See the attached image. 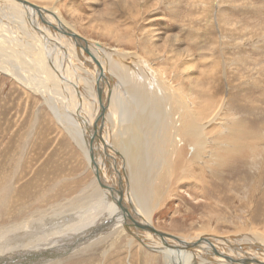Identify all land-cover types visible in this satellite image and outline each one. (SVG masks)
I'll list each match as a JSON object with an SVG mask.
<instances>
[{
    "label": "bare ground",
    "instance_id": "bare-ground-1",
    "mask_svg": "<svg viewBox=\"0 0 264 264\" xmlns=\"http://www.w3.org/2000/svg\"><path fill=\"white\" fill-rule=\"evenodd\" d=\"M24 1L37 7V5L27 0ZM7 2H9L10 4H8ZM43 2L45 3V5L51 3L52 7L49 9L40 6L38 7L49 11L51 14H42L39 18V15L35 10L22 6L15 0H0V5H2L1 7L9 8L10 11H12L14 18L19 20V24H21L20 26L23 29L25 28L28 31L29 35V37L24 41V31L22 38L23 40L21 39V41L23 42H18L16 41L17 38L15 37V35H13L12 37L8 36L9 38L3 37H6L5 33L7 32L8 35L9 33L12 35V29L10 26L9 27L11 30H8L6 28L7 32L6 30H3L5 28L1 29L2 26L0 27V48L2 47V45L8 48L7 46L12 44L15 52L19 53V55L16 57L12 55V57L16 59L15 61L18 62L16 64L9 62L10 60L3 61L2 59H0L3 61L2 63L0 62V75L12 79L18 85L23 86L26 91H29L27 89L30 88L34 92L41 93V95L46 98L45 100L47 103L52 102V109L49 108L52 116L60 124H63L66 133L74 141L76 147L78 148V151H80V153H82L86 157V164H88L86 166H88L89 169L92 170L95 176L92 183H90L88 186L85 185L87 187L81 192V194L79 193V195H77L71 201H65L67 202L66 204L56 208V211L59 212L64 208L70 209L73 207L76 209V211L82 210V213L76 214L77 219L83 217L82 223H85L86 219L88 221H95L97 223L96 218L99 215H103L106 220L105 215L106 213H108L107 221L112 223L106 225L105 227L97 225L96 230L92 232V236L97 237L99 233H102V230H105V235L108 233L106 237L96 243L90 244L93 241V237L90 236L91 232H89V234L87 235H83L87 237H85L84 244L90 245L83 249L81 253L105 243V248L107 251L102 253V258H104L108 256L109 252L111 251L113 252L116 250L117 253L118 251H120L119 246L125 244V255L130 258L132 255V250L134 248L133 246L135 245V242H137L136 240H138L137 244H139V254L142 253L141 251H146L145 254L142 253L141 256L138 257V261L140 262V264H156V260H158V258L160 259V253H163V257L160 259L161 263L163 264H264V239L260 237H249L247 235V237L236 235L227 236L228 234H231V232H224L225 234L221 232L222 235H220V237L210 235L204 236L205 234L202 232L197 233V235L192 237H185L183 235L179 236L169 234L164 231H159L156 229L154 222V213H156L157 210L161 207L163 198H166L170 195L169 186L171 184H184L188 180L191 181L192 184H198V181L200 182L202 180L200 178V175H198L196 171L200 168H209L210 160L211 165L215 168L213 169L212 175L214 178V184H223L225 190L227 189V187H229L230 191L233 192L232 187H235L234 175L237 174L238 169H240L241 167H238L236 171H234V169L237 167L236 163H238V160L240 163H242V160L246 158V153L250 147L249 142L253 143L254 140H256V143L258 142L255 147L253 146V152L259 151L264 148L260 144L261 138H259L260 136H258L259 132L256 130L258 132L257 134V132L252 133V131H248L246 124L247 122L236 123V125L233 124L235 127L229 128V124H227L226 122L228 120L224 118V103H222V101L219 102L221 88L214 85V83L210 87L204 88L205 85L203 83L200 82L199 86L197 81L193 79L195 82L189 80L190 83L186 87H184V85H181L177 89V87L175 86V88L177 90H180V93H182L185 97H188V95H186L182 91L186 88H189L192 93L195 92L196 97H199V99L194 98L196 103L190 99L184 98V101L187 103V107L185 106L187 110L193 111L188 116V114L183 111V107L178 105V94L175 92L176 89H172L173 84L170 82L172 80H167L164 74L161 73V70L155 69L151 62H147L139 55L141 53L137 54V52H134V50V53H120L116 51L113 52H115L117 59H121L122 54L123 56L128 58L127 60L130 59L131 61H134V64L138 67L139 71L135 72L134 66L129 67V65H127V67L125 68L124 66H122V62V64H120V62L118 63V61L114 58V62H108L109 66H111L112 68L111 72H108L107 68H102L103 66H101V61L103 60V58H111L112 54L110 50H106L101 46H93V44H97L87 41L82 37V35H80L78 31H76L69 25V22H66V19H63V14L59 12V9H61V5L58 6L61 0H44L40 3V5H43ZM73 15L74 14H71V16ZM40 23L44 24V28ZM69 31L77 33L83 40L87 42V44L84 45L82 42L79 43L78 41H75V39H73L69 35ZM166 39L167 40H164V43L169 44L170 41H173L175 43V46L181 43L178 41L177 37H168ZM30 41L37 42L36 46L38 48V52L43 53L38 54L35 47L30 43ZM139 42L137 45L141 51L142 48ZM3 48L5 51L4 53H6V50L9 51V48L6 50L5 47ZM86 48H89L91 56L86 53ZM56 51H65V55L67 56L66 60H61L62 63H60L57 57L60 55V53L58 54L56 53ZM186 51H188V49ZM12 52L13 51H11V53ZM24 52L29 53L28 55H30V57L28 58L27 55L24 54ZM182 55L183 54H181V56ZM183 56H185V53ZM12 57L10 59H12ZM20 57L24 60H21ZM182 58L183 57H181V59ZM15 61L13 60V62ZM72 61H74V66L72 65ZM70 62L72 71H69V74H67L66 69L67 67L69 68L68 65L70 64ZM20 63L23 65H21ZM237 63H239V61ZM104 65H106V63ZM89 67L93 68L94 73L90 71L91 69H89ZM120 68H123V71L130 70L132 76H126L122 73H119L118 69ZM43 69L47 73L49 80L45 76L46 73L44 74L43 72L41 73V75H43L45 79L42 82L33 79V81H37L38 84L42 85L41 89L35 87L32 80L29 79V74H32L34 72L35 75H39ZM99 71L103 73V78H99ZM112 71H118V73H112ZM147 72H150L151 75L155 77V79L157 80V86H160V88L162 89V91L160 89L158 90L157 99L154 98V92H150V89L154 90L153 86L151 85L152 83L150 84L149 81L145 83L140 79V77ZM137 74L142 75L137 76ZM53 81L56 83L58 82V88L61 82V90H59L60 96L57 97V99L59 98V101H61L62 99L65 110L61 109L58 106L60 103H55L56 100L54 99L56 98H54L52 94L53 92L51 93L47 90L51 89L52 91H54ZM252 85L254 86V84ZM257 85L259 84L257 83ZM112 87H114L115 91L111 89ZM245 88L246 87H244V89ZM62 91L65 94L62 93ZM246 91H248V89ZM239 95L237 97H239ZM204 99L206 100V102H204ZM245 101L246 100H244V102ZM260 101L263 100L260 99ZM262 104H264V102H261V105ZM246 105L247 104L245 103V106ZM242 107L244 108V105ZM67 108L76 115V118L79 119H77L80 122L79 125L78 123L74 124L73 120L67 116ZM210 109L213 111L210 112ZM244 109L248 108L245 107ZM249 110L252 111L251 113H254V109L249 108ZM245 111L247 112V110ZM101 112H103V115H101ZM187 117H192V119H189ZM232 119H234V117ZM254 120L252 121L253 123L257 122H254ZM233 123L235 122L233 121ZM214 124L217 126V128H213L214 130L212 131L208 130V128H211V126ZM120 125H122V129L120 128ZM152 125L154 126V128ZM243 127H245V130L243 129ZM243 135L245 136L243 137ZM220 140H222V143H220ZM261 141H263V139H261ZM186 144L188 145L187 147L189 148L190 152L189 150H186L184 148ZM212 147L214 150V154L210 152V149ZM64 148L67 149L66 146H64ZM57 150H61L59 148V144H57ZM18 151L19 150L17 149V153ZM22 151L23 149L20 150V152ZM7 159L6 162H8ZM9 159L11 160L12 164L14 162H17V165H15L18 166L22 164V161H24L25 158L23 155H19L16 160L13 158ZM61 160L59 158V154L57 156V154L55 153L46 162L43 161L40 166L36 167L37 162L36 164L34 163L33 167H36V169L34 170L35 173L33 179L29 183L25 184L23 188H18L12 197L8 198L6 196L0 195V207H3V211H6V215H8L7 217H9V219L17 215L20 218L22 215V213H20L21 208L16 209V207L14 206L16 202L22 204L21 207H25L24 205H28L30 202H38L37 199L31 197L29 194V191L32 189V184H38L39 179L49 178V176H51L52 183L53 181L55 182L54 179H58L56 173L58 172L59 174H61L62 172L59 169L62 162ZM27 163L29 162H26L25 164ZM53 166H55L54 169ZM10 168H12V166H10ZM3 172L4 170H2L1 173ZM240 172H242V170ZM16 175L17 174L15 172V177ZM6 178L7 177H5L4 179ZM176 178L180 180L177 183L175 182L177 181ZM2 184H5V182L3 183L2 181ZM204 184H212V182L207 183V181H205ZM256 185L257 184H255V187ZM67 186L70 187V185ZM259 187L260 189H262V186L259 185ZM35 189H39V187H35ZM215 190L216 189H214V191ZM237 190L239 189L237 188ZM212 193H214L213 190ZM222 193L225 194V192ZM254 194L255 193H253V195ZM255 201L258 202L257 200ZM230 202L232 201H229V203ZM246 202L247 203H245V207L247 204L249 205L248 201ZM41 203L42 202H40V205ZM45 203L46 202L44 201L43 204L45 205ZM259 203L264 204V197L259 200ZM259 203H257L258 206L256 210L260 212L264 210V205L261 206L259 205ZM253 205L254 202L251 200V207H253ZM87 207L89 210L88 212H85L84 208ZM118 209L122 212L121 214L123 216L120 222L117 221V219L119 218ZM240 209L243 208H241L240 206ZM210 211L212 212L210 216L211 220L216 218H219L218 220H220V218L225 220V218L220 217V212L215 211L214 208H211ZM245 211L247 210L245 209ZM258 211H256V214L252 211L251 212L258 216ZM59 212H57L56 216L52 218L59 217ZM225 212L227 213V211ZM41 213L42 212L40 210H37L35 213V217L33 215L30 217L27 216L28 219L23 218L20 221L21 223L19 222L20 224L17 223L13 226L9 225L10 227L3 228L0 231V264H36L31 260V258L37 256H40L42 259L41 261L40 259H37L39 261V264H48V262H54L55 259L47 256V253H44L45 251L42 253V250L45 246L54 244L52 246V250H55L57 247V245L55 244L58 243V246L62 250H65L66 247L63 246V237L65 238L66 236L74 232L67 234L50 232L49 234H44L40 231L38 233H35L36 231L40 230L44 224L47 223L46 221H44V219H42V217L36 219V216H39ZM255 215L252 216L255 218ZM261 216L264 217V215ZM33 218H35V220ZM44 218L45 220H47L46 217ZM210 219H208V224L211 222ZM256 219H258L259 221V218L256 217ZM211 223L214 222L212 221ZM38 225L40 226V228L38 227ZM256 227V230L258 231L257 233H259L261 222L259 223V226ZM70 228L71 226H68L66 230ZM214 228H216V226ZM247 228L249 227L247 226ZM247 228L243 229L239 227L237 231L238 233H241L243 231L246 232L248 230ZM83 230L84 228L82 229V231ZM210 230L212 231V228H210ZM213 233L218 234L216 229L213 230ZM233 233H236V231ZM79 236L82 235L79 234ZM125 236L127 239L129 236L130 239L125 240L123 238ZM108 241H110V243H108L107 245ZM71 246L72 245H70L69 248ZM26 248L36 251L34 253H29ZM52 250L48 253L52 256H55L56 253H52L54 252ZM77 255H79V253L74 256ZM26 257H28L29 260H26ZM133 258L134 257L132 256V259ZM133 263L136 264L137 262ZM49 264L58 263L56 262Z\"/></svg>",
    "mask_w": 264,
    "mask_h": 264
},
{
    "label": "rangeland",
    "instance_id": "rangeland-1",
    "mask_svg": "<svg viewBox=\"0 0 264 264\" xmlns=\"http://www.w3.org/2000/svg\"><path fill=\"white\" fill-rule=\"evenodd\" d=\"M27 1L43 8L49 9L52 7L51 3L45 5V3L43 2V5H40V3L44 0ZM7 3L10 4L9 2ZM60 5L61 9H59V12L63 14V19H66V22H69V25L76 31H78L83 38H85L89 42L96 43L97 45L93 44V46L95 47L101 46L106 50H110L112 54L111 58H103L104 61L101 59V66H103L102 68H107V71L111 72L112 68L111 66H109L108 62H114L116 59L118 63H123L122 66H124L125 68L127 67V65H129V67L134 66L135 72H137L139 71V69L134 64V61H131L130 59L127 60L128 58H126L122 54V60L119 58L117 59L115 52L113 51L120 53L137 52V54L141 53L139 55L147 62H151L155 69L161 70V73L164 74L167 80H172L170 81L173 84L172 89H176L175 86L178 89V87H180L181 85H184V87H186L190 83L189 80L197 81L199 86L200 82L203 83L205 86H207H204V88H208L214 83V85L221 88L219 102L222 101V103H224V118L229 121H226L227 124H229V128L235 127L234 125H236V123L247 122L246 124L248 131H252V133H255L257 131L259 132V134L257 132L258 136H260L259 138L263 139V141H261L260 139V144L264 147V112H262L264 111V104H262L263 106L261 105V102H264V0H61L58 6ZM1 6L2 5H0V27L2 26L1 29L5 28L3 30H6V32L7 29H10V27L12 29V35L10 33L8 35L7 32L5 33L6 37H3L9 38L8 36L12 37L13 35H15V37L17 38L16 41L23 42L21 41V39L23 38V33L25 31V41L29 37L28 31L20 26L21 24H19V20L14 18V15L9 8H4ZM71 14H74L75 16H71ZM10 16L12 17V19ZM143 18L145 21L143 20ZM76 20L78 21V23ZM40 24L44 28V24ZM82 29H84L85 32ZM168 37H177L178 41L181 43L176 46L173 41H170L169 44L164 43V40L166 41V38ZM138 42L141 45V51L137 45ZM30 43L35 47L38 54L43 53L38 52V48L36 46L37 42L30 41ZM3 47H5V50L9 48L10 52L6 50V53H4L5 51ZM7 47L8 48L2 45V47L0 48L2 51H0L2 55H0V59H2L3 61L10 60L9 62L15 64L18 63L17 61H15L16 59H14L12 55L16 57L19 55V53L15 52L12 44ZM187 49L188 51H186ZM11 51L13 52L11 53ZM56 53H60V55L57 56L60 63H62L61 60H66L67 56L65 55V51H56ZM184 53L185 56H183ZM24 54L27 55L28 58L30 57V55H28L29 53L24 52ZM181 54L183 55L181 56ZM11 57L12 59H10ZM181 57H183V60L181 59ZM20 59L22 60L23 58L20 57ZM2 60H0L1 63L3 62ZM13 60L15 62H13ZM238 61L239 63H237ZM104 62L106 63V65H104ZM72 65H75L74 61H72ZM68 66L70 69L67 67V74H69V71H72L71 62ZM89 69H91L90 71L94 73L93 68L89 67ZM123 70V68L118 69L119 73H122L126 76H132L130 70ZM118 71H112V73H118ZM42 72L44 74L46 73L43 69L39 75H35L34 72L32 74H29V79L32 80L35 87L41 89L42 85L38 84L37 81H33V79L42 82L45 79L44 76L41 75ZM138 75L142 74H137V76ZM45 76L49 80L47 73L45 74ZM153 78L155 79V77L151 75L150 72H147L140 77L143 82L146 83L147 81H149L150 84L152 83L151 85L153 86L154 90L150 89V92H154V98L157 99L158 90L160 89L162 91V89L160 88V86H157V80H154ZM186 79L188 80V82ZM257 83L259 85H257ZM248 84H254V86L256 84L257 87ZM53 86L54 91H52L51 89L47 90L51 93L53 92L52 94L54 98H56L54 99L56 100L55 103H60L58 106L61 109H64L65 107L62 103V99L61 101H59V98L57 99V97L60 96L59 90H61V82L59 85L60 89L58 88V82H54ZM244 87L246 88L244 89ZM111 89L115 91L114 87H112ZM177 89L176 91H174L178 94H176L178 105L182 106L183 111L186 112L189 116L193 111L187 110V103L184 101V98L190 99L196 103L194 98L199 99V97H196L195 92L192 93L189 88H186L182 91L186 95H188V97H185L182 93H180V90ZM247 89L248 91H246ZM27 90L29 91H26L23 86L18 85L12 79L0 75V167L2 166L0 168V195L6 196L8 198L12 197L18 188H23L25 184L29 183L33 179L35 173L34 170L36 169V167L40 166L43 161L46 162L55 153L57 154V156L59 154L60 160L62 159L61 166L59 167L62 172L61 174H59L58 172L56 173L58 179H54L55 182L53 181V183L51 176H49V178L39 179L38 184H32V189L29 191V194L31 197L37 199L38 202L34 201L35 204L33 202H30L28 205H24L25 207H21L22 204L16 202L14 204L16 209L21 208L20 213H22V215L20 218L17 215L9 219V217H7L8 215H6V211H3V207H0V231L3 228L13 226L14 224H20V221L23 218L28 219V217L32 215L35 217L36 211L40 210L42 213L39 216H36V219L42 217V219H44V221H46L47 223L44 224L40 230L36 229L38 231H36L35 233H38L40 231L44 234H49L50 232H59L61 234L74 232L66 236L65 238L63 237V246L66 247L65 250H62L58 246V243L55 244L57 245L55 250H52V246L54 244L44 247L42 253L45 251L44 253H47V256L55 259L54 262H48V264L56 262L58 264H135L133 262H137L138 264H140V262L138 261V257H140L142 253L145 254L146 251L144 252L140 250L142 253L139 254V244H137L138 240H136L137 242H135V245L133 246L134 248H136H133L130 258L125 255V244L119 246L120 251H118L117 253L116 250L113 252L111 251L109 252V254H111H108V256L104 258H102V253L107 251L105 248V243L81 253L82 250L85 249L88 245L102 240L108 234L107 233L105 235V230H102V233L104 232L103 235L102 233H97L98 236L93 237L92 232L96 230V226L99 225L101 227H105L112 222L107 221L108 213H106L105 215L106 220L103 215H99L96 218L97 223L95 221H88L87 219L85 223H82L83 217H80L78 219L76 218V214L82 213V210L76 211V209L73 207L70 209L64 208L60 212L56 211L57 207L63 206L68 202V200L71 201L73 198L79 195V193L81 194V192L90 183H92V181H94L95 176L92 170H90L89 167L86 166L88 165L86 164V157L82 153H80V151H78V148L76 147L74 141L66 133L63 124H60L52 116L49 110V108L52 109V102L47 103L45 100L46 98L43 97L39 92H34L30 88ZM244 92H247L248 94ZM62 93L64 92L62 91ZM235 93L241 95L237 97L238 95ZM259 98L263 101H260ZM244 100H246L247 102H244ZM204 102H206L205 99ZM245 103L247 105H251L245 106ZM243 105L244 108L247 107L248 109H244L242 107ZM254 106L256 109L254 108ZM249 108L254 109V113H251L252 111L249 110ZM245 110H247V112ZM212 111L213 110L210 109V112ZM66 114L70 119L73 120L74 124L78 123L79 125V119L76 118V115L73 114L68 108ZM226 114H228L229 116ZM233 117L234 119H232ZM187 118L192 119V117ZM231 120H233L235 123H233V121ZM253 120L254 122H257L253 123ZM260 124L262 125V127ZM120 128H123L122 125H120ZM213 128H217V126L214 124L211 126V128H208V130L212 131L214 130ZM243 129L245 130V127H243ZM244 136L245 135H243V137ZM63 137L65 138V140ZM220 143H222V140H220ZM57 144H59V148L61 149L60 151L57 150ZM249 144L250 147L246 153V158L242 160L243 164L240 163L239 160L238 163H236L237 167L234 169V171H236L238 167L241 168L238 169V175H234L235 187H232L233 192L230 191L229 187H227V189L225 190L223 184H214V178L212 175L213 169L215 168L211 165L210 160L209 168H200L196 171L197 174L200 175V178L202 180L200 182L202 184L199 181L198 184H192V182L188 180L184 184H171L169 186L170 195L166 198H163L161 207L157 210L156 213H154V222L156 229L162 232H167L169 234L179 236L183 235L185 237H192L200 232L204 233V236L210 235L220 237V235H222L221 232H231V234H228L227 236L247 235L249 237H260L264 239V217L261 216L264 215V210L260 212L256 210L258 206L257 203H259V200L264 197V148L259 151L253 152L252 149L256 146V144H258V142L256 143V140H254L253 143L249 142ZM64 146H66L67 149H65ZM185 146L184 148L186 150H189V148L187 147L188 145L186 144ZM17 149L19 150V154L17 153ZM21 149H23V151L25 152H20ZM213 151L214 150L212 147L210 149V152L214 154ZM19 155H23L25 159L24 161H22V164H20L19 162L20 165L16 166L17 162H14L12 164L9 158H13L16 160ZM6 159L8 162H6ZM68 161L70 164L68 163ZM26 162L29 163L25 164ZM36 162L37 165L34 168L33 166L34 163L36 164ZM10 166H12V168H10ZM54 168L55 166H53V169ZM2 170H4L3 173H1ZM241 170L242 172H240ZM15 172L17 174L16 177ZM4 176L7 178L4 179ZM176 180V183L180 181L177 178ZM204 180L207 181V183L212 182L213 186L212 184H204ZM2 181L3 183L5 182V184H2ZM255 184H257L258 187L257 185L255 187ZM67 185H70V187H68ZM259 185L262 186V189H260ZM35 187H39V189H35ZM213 188L216 189L215 191L217 192H215ZM237 188L239 190H237ZM211 189L215 194L212 193ZM256 190H258L259 192ZM252 191L253 193H255L254 195ZM222 192H225V194ZM255 195L258 196L256 197ZM251 200L254 202L253 207H251ZM255 200H257L258 202H256ZM44 201L46 202L45 205L43 204ZM229 201L232 202L229 203ZM246 201H248L249 205L247 204L245 207V203H247ZM40 202H42L41 205ZM259 205L263 206L264 204L259 203ZM240 206L243 209H240ZM211 208H214L215 211L220 212V217L225 218V220L221 218L220 220H218L219 218H216L217 220H211ZM245 209L247 211H245ZM84 210L85 212H88L89 209L87 207L84 208ZM55 211L56 213L59 212V217L52 218L56 216ZM225 211H227V213ZM251 211L255 214L256 211H258V216L253 214ZM121 213L122 212L119 210V218L117 219V221L119 222L123 217ZM252 215H255V218ZM44 217H46L47 220H45ZM256 217L259 218V221L258 219H256ZM33 219L35 220V218ZM208 219H210L211 222L213 221L214 223L210 222L208 224ZM258 222H261L259 233H257L258 231L256 230V226H259ZM243 223L245 228L243 226ZM68 226H71V228L66 230ZM215 226L216 228H214ZM247 226L249 228H247ZM38 227L40 228L39 225ZM239 227L243 229L247 228L248 230L246 232L243 231L241 233H238L237 230ZM83 228L84 230L82 231ZM210 228H212V231L210 230ZM214 229L217 230L218 234L213 233ZM235 231L237 234L233 233ZM89 232H91L90 236L93 237V241L90 244L85 245L84 242L86 236L83 235H87L89 234ZM79 234H81L82 236H79ZM123 238L125 240L130 239L129 236L128 239L126 238V236ZM108 243H110V241L107 242V245ZM70 245L72 246L69 248ZM26 250L29 253H34L36 251L27 248ZM51 250L54 251L52 253H56L55 256H52L48 253L51 252ZM78 253L79 255L74 256ZM132 256L134 257L133 259ZM162 257L163 253H160V259ZM37 259H40V261L42 260L40 256L31 258L34 263L39 264V261ZM160 259L158 258L159 261L156 260V264H163L161 263ZM26 260H29V258L26 257Z\"/></svg>",
    "mask_w": 264,
    "mask_h": 264
},
{
    "label": "water",
    "instance_id": "water-1",
    "mask_svg": "<svg viewBox=\"0 0 264 264\" xmlns=\"http://www.w3.org/2000/svg\"><path fill=\"white\" fill-rule=\"evenodd\" d=\"M16 2H18L19 4H21L22 6H25V7H28V8H30V9H32V10H35L36 11V13L39 15V18H40V15H45V14H51L49 11H47V10H44L43 8H40V7H36V6H34V5H32V4H29V3H27V2H25L24 0H15ZM69 35L73 38V39H75V41H78L79 43L80 42H82L84 45H86L87 44V42L85 41V40H83L77 33H74V32H70L69 31ZM86 50V53L89 55V56H91V53H90V51H89V48H86L85 49ZM87 55V56H88ZM104 76H103V73H101L100 71H99V78H103ZM101 115H103V112H101Z\"/></svg>",
    "mask_w": 264,
    "mask_h": 264
}]
</instances>
